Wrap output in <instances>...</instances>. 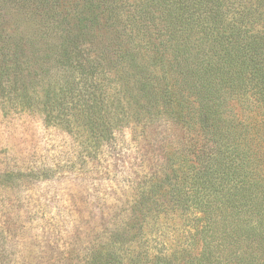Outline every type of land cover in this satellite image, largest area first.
<instances>
[{
	"label": "trees",
	"instance_id": "16d2710c",
	"mask_svg": "<svg viewBox=\"0 0 264 264\" xmlns=\"http://www.w3.org/2000/svg\"><path fill=\"white\" fill-rule=\"evenodd\" d=\"M16 16L53 25L63 56L86 42L142 135L187 138L140 185L132 239L126 223L82 264H264V0H0V25Z\"/></svg>",
	"mask_w": 264,
	"mask_h": 264
},
{
	"label": "rangeland",
	"instance_id": "374dc122",
	"mask_svg": "<svg viewBox=\"0 0 264 264\" xmlns=\"http://www.w3.org/2000/svg\"><path fill=\"white\" fill-rule=\"evenodd\" d=\"M16 17L0 25V264H82L126 223L132 239L140 185L187 138L164 123L142 135L126 116L135 93L86 42L63 56L53 25ZM14 43L18 58L2 54Z\"/></svg>",
	"mask_w": 264,
	"mask_h": 264
}]
</instances>
